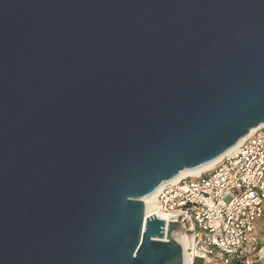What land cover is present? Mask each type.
<instances>
[{"label":"water","instance_id":"water-1","mask_svg":"<svg viewBox=\"0 0 264 264\" xmlns=\"http://www.w3.org/2000/svg\"><path fill=\"white\" fill-rule=\"evenodd\" d=\"M264 123V0H0V264H183L143 197Z\"/></svg>","mask_w":264,"mask_h":264},{"label":"built area","instance_id":"built-area-1","mask_svg":"<svg viewBox=\"0 0 264 264\" xmlns=\"http://www.w3.org/2000/svg\"><path fill=\"white\" fill-rule=\"evenodd\" d=\"M154 203L146 217L164 220V234L168 221L184 229L190 264H216L215 255L217 264H264L255 229L264 216V123L211 170L164 184Z\"/></svg>","mask_w":264,"mask_h":264},{"label":"bare ground","instance_id":"bare-ground-1","mask_svg":"<svg viewBox=\"0 0 264 264\" xmlns=\"http://www.w3.org/2000/svg\"><path fill=\"white\" fill-rule=\"evenodd\" d=\"M254 129H251L250 132L248 134H250ZM247 134V135H248ZM246 135V136H247ZM244 136L243 138H241L234 146H232L230 149H228L225 153H223L222 155L208 161L205 162L199 166H196L194 168H190V169H185L182 170L181 172H179L174 178L162 182L161 184L158 185V187L152 191L150 194L146 195V197L142 198V201L145 204V214L148 215L149 213L151 214V212L155 209V196L157 191L166 183L169 182H174L176 180H178L181 177H185V176H196L198 174L204 173L206 171L211 170L214 165L220 161V159L226 155L227 153H229L230 151H232L236 146H238V144H240L242 142V140L246 137ZM172 238H174L176 241H178V243L181 245V247L183 248V252H184V258H183V264H190V262L188 261V257H187V253H186V248L188 246V243L190 241L189 236L185 233L184 229L180 226H177L176 229L172 232Z\"/></svg>","mask_w":264,"mask_h":264},{"label":"crops","instance_id":"crops-1","mask_svg":"<svg viewBox=\"0 0 264 264\" xmlns=\"http://www.w3.org/2000/svg\"><path fill=\"white\" fill-rule=\"evenodd\" d=\"M262 227H264V216L261 219L257 220L255 223V229L257 232V236L259 237V246H261V253L262 252L264 253V244L261 243L262 240L264 239V235L261 234L263 231Z\"/></svg>","mask_w":264,"mask_h":264},{"label":"rangeland","instance_id":"rangeland-1","mask_svg":"<svg viewBox=\"0 0 264 264\" xmlns=\"http://www.w3.org/2000/svg\"><path fill=\"white\" fill-rule=\"evenodd\" d=\"M262 228H263V231H262L261 234L264 235V227H262ZM258 239H259V237H258ZM261 243L264 244V239L262 240ZM261 243H260V244H261ZM258 248L261 250V246H259V244H258ZM262 254H264V253L262 252ZM214 259L217 260V261H219L218 255H215ZM217 261H216V264L218 263ZM194 264H203V261H202L201 259H198V258H197V259L195 260V263H194Z\"/></svg>","mask_w":264,"mask_h":264}]
</instances>
